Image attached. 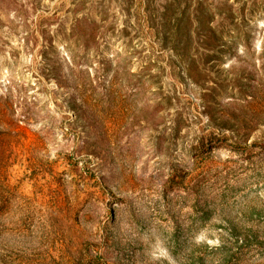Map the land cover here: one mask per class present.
I'll return each mask as SVG.
<instances>
[{
    "label": "rangeland",
    "instance_id": "obj_1",
    "mask_svg": "<svg viewBox=\"0 0 264 264\" xmlns=\"http://www.w3.org/2000/svg\"><path fill=\"white\" fill-rule=\"evenodd\" d=\"M0 264H264V0H0Z\"/></svg>",
    "mask_w": 264,
    "mask_h": 264
},
{
    "label": "trees",
    "instance_id": "obj_2",
    "mask_svg": "<svg viewBox=\"0 0 264 264\" xmlns=\"http://www.w3.org/2000/svg\"><path fill=\"white\" fill-rule=\"evenodd\" d=\"M233 117H234V115H233L229 110H225V111L223 112V118H224V119H227V120H225V123H226V124L230 121V119L232 120Z\"/></svg>",
    "mask_w": 264,
    "mask_h": 264
}]
</instances>
